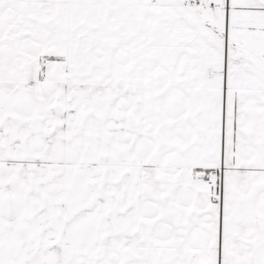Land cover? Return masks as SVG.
Listing matches in <instances>:
<instances>
[{
	"label": "snow or ice",
	"instance_id": "obj_1",
	"mask_svg": "<svg viewBox=\"0 0 264 264\" xmlns=\"http://www.w3.org/2000/svg\"><path fill=\"white\" fill-rule=\"evenodd\" d=\"M0 264H264V0H0Z\"/></svg>",
	"mask_w": 264,
	"mask_h": 264
}]
</instances>
